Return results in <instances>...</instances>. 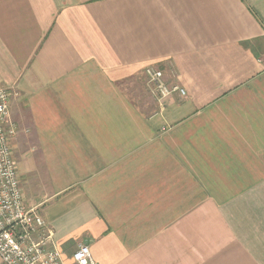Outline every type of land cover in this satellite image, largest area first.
<instances>
[{
    "label": "crops",
    "instance_id": "0c3cea01",
    "mask_svg": "<svg viewBox=\"0 0 264 264\" xmlns=\"http://www.w3.org/2000/svg\"><path fill=\"white\" fill-rule=\"evenodd\" d=\"M0 86L65 264H264V0H0Z\"/></svg>",
    "mask_w": 264,
    "mask_h": 264
},
{
    "label": "built area",
    "instance_id": "2783aa9c",
    "mask_svg": "<svg viewBox=\"0 0 264 264\" xmlns=\"http://www.w3.org/2000/svg\"><path fill=\"white\" fill-rule=\"evenodd\" d=\"M143 71L158 103L173 93L186 95L180 85L166 83L161 69L148 65ZM17 95L13 88L0 87V264H65L37 208L25 204L16 176L9 141L16 135L17 125L8 115ZM70 258L72 264H97L85 242L76 244Z\"/></svg>",
    "mask_w": 264,
    "mask_h": 264
},
{
    "label": "rangeland",
    "instance_id": "374dc122",
    "mask_svg": "<svg viewBox=\"0 0 264 264\" xmlns=\"http://www.w3.org/2000/svg\"><path fill=\"white\" fill-rule=\"evenodd\" d=\"M1 87V86H0ZM13 99V98H12Z\"/></svg>",
    "mask_w": 264,
    "mask_h": 264
}]
</instances>
